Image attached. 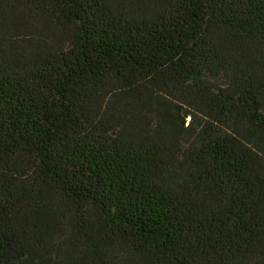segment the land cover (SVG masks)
Listing matches in <instances>:
<instances>
[{
    "label": "trees",
    "instance_id": "obj_1",
    "mask_svg": "<svg viewBox=\"0 0 264 264\" xmlns=\"http://www.w3.org/2000/svg\"><path fill=\"white\" fill-rule=\"evenodd\" d=\"M0 264H264V0H0Z\"/></svg>",
    "mask_w": 264,
    "mask_h": 264
}]
</instances>
